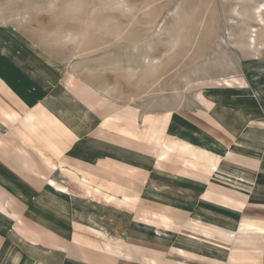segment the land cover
I'll return each mask as SVG.
<instances>
[{
    "label": "crops",
    "instance_id": "crops-1",
    "mask_svg": "<svg viewBox=\"0 0 264 264\" xmlns=\"http://www.w3.org/2000/svg\"><path fill=\"white\" fill-rule=\"evenodd\" d=\"M3 49L0 264H264V117L251 101L118 103Z\"/></svg>",
    "mask_w": 264,
    "mask_h": 264
},
{
    "label": "rangeland",
    "instance_id": "rangeland-1",
    "mask_svg": "<svg viewBox=\"0 0 264 264\" xmlns=\"http://www.w3.org/2000/svg\"><path fill=\"white\" fill-rule=\"evenodd\" d=\"M2 47L63 65L118 103L161 110L231 91L264 117V0H0ZM232 77L249 89L224 84Z\"/></svg>",
    "mask_w": 264,
    "mask_h": 264
},
{
    "label": "bare ground",
    "instance_id": "bare-ground-1",
    "mask_svg": "<svg viewBox=\"0 0 264 264\" xmlns=\"http://www.w3.org/2000/svg\"><path fill=\"white\" fill-rule=\"evenodd\" d=\"M258 17H259V21H260V23H263L262 21H263V18L261 17V15L260 14H258ZM252 31H255V29H251ZM254 35V34H253ZM250 36L249 38H250V41H251V43L252 44H255V39H254V36Z\"/></svg>",
    "mask_w": 264,
    "mask_h": 264
}]
</instances>
